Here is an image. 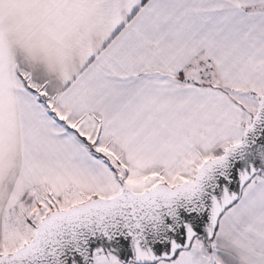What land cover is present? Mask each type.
<instances>
[{"label":"snow or ice","instance_id":"obj_1","mask_svg":"<svg viewBox=\"0 0 264 264\" xmlns=\"http://www.w3.org/2000/svg\"><path fill=\"white\" fill-rule=\"evenodd\" d=\"M0 264H264V0H0Z\"/></svg>","mask_w":264,"mask_h":264}]
</instances>
